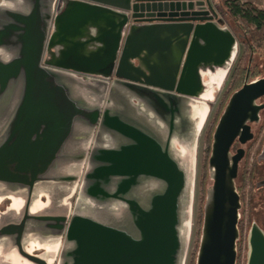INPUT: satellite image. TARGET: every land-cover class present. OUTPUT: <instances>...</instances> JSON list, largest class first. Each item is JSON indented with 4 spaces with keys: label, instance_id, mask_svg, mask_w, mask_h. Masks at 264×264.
Returning <instances> with one entry per match:
<instances>
[{
    "label": "water",
    "instance_id": "obj_1",
    "mask_svg": "<svg viewBox=\"0 0 264 264\" xmlns=\"http://www.w3.org/2000/svg\"><path fill=\"white\" fill-rule=\"evenodd\" d=\"M239 39L210 0H0V264H185L198 141ZM262 97L247 72L216 122L194 264H236L231 148ZM245 264H264L256 222Z\"/></svg>",
    "mask_w": 264,
    "mask_h": 264
},
{
    "label": "trees",
    "instance_id": "obj_2",
    "mask_svg": "<svg viewBox=\"0 0 264 264\" xmlns=\"http://www.w3.org/2000/svg\"><path fill=\"white\" fill-rule=\"evenodd\" d=\"M217 14L220 15L222 23H225L227 27L232 31L233 34L240 36L239 43L242 49V54L236 62L234 68L229 76L228 86L226 91L217 106L214 114L212 115L210 121L208 122L206 132H205V142L206 151L201 167V177L199 182V190L201 193L199 207H198V222H197V242L200 234L201 220H202V206L204 203V195L207 185V170H206V160L209 154L211 135L213 133L216 122L232 92L240 88L244 81L245 75L249 73V80L264 77V10L259 8L257 5L251 2H244L241 0H217L216 4ZM252 58L253 62L251 64L250 70H247V63L249 59ZM264 102V97L258 100V103ZM264 114V110L261 115ZM252 132L254 134V139L248 142L245 146H241L236 142L231 148L233 152L234 147H243L245 149V156L241 160L238 166V175L236 179V188L240 196V202L242 203V187L245 181H248L246 174V165L248 162V150L252 147L259 126L252 125ZM252 175L250 171L249 177ZM252 180V179H251ZM254 190V185L251 186V194ZM239 229V240L237 241V259L236 264H241V244L243 243L244 227L243 218H241L238 223ZM196 242V243H197ZM246 248H247V243ZM197 246V244H196ZM197 248V247H196ZM195 252L191 260V264H194ZM245 259V257H244ZM246 259L244 260L245 263Z\"/></svg>",
    "mask_w": 264,
    "mask_h": 264
},
{
    "label": "rangeland",
    "instance_id": "obj_3",
    "mask_svg": "<svg viewBox=\"0 0 264 264\" xmlns=\"http://www.w3.org/2000/svg\"><path fill=\"white\" fill-rule=\"evenodd\" d=\"M217 15L220 17L219 14H217ZM222 25H225V23H222ZM238 49H239L238 55H237V58L234 62L232 69L234 68L236 62L238 61L239 57L242 54V49H241L240 43H239ZM231 71L229 72L228 76L226 77V80L223 83L224 84V86H223L224 92L226 91V88L228 86L229 76L231 74ZM221 88H222V86L220 87V89L218 91H216L215 97L217 94L220 93ZM214 100L210 103L211 109H210V112L208 115L207 124L210 121L211 116L213 115V113L215 112L216 107H217L216 103H214V105H213ZM207 124H206L204 130L202 131L200 138H199V141H198L196 178H195L193 213H192V223H191L192 226H191L190 241H189V247H188V252H187L185 264H191L193 253L196 251V247H197L196 242H197L198 207H199V201H200V196H201V193L199 190V182H200V177H201V167L203 164L205 151H206L205 132H206ZM246 177H247L246 179L248 181H245L244 186L242 187L243 188L242 189L243 201L241 203V210H240V214L242 215V218H243V227L245 228L244 231L246 230V232H244L245 238H243L244 244L247 243V233H248V230H249V228L253 222H256L259 225V227L264 231V188L262 190H258V188H256V182L254 181L253 177H251V176L249 177L247 175H246ZM253 185H254V190L251 194L250 190H251V186H253ZM246 252H247V248H246ZM244 257L246 259V253L244 256V252L241 251V264H245L244 263V260H245Z\"/></svg>",
    "mask_w": 264,
    "mask_h": 264
},
{
    "label": "flooded vegetation",
    "instance_id": "obj_4",
    "mask_svg": "<svg viewBox=\"0 0 264 264\" xmlns=\"http://www.w3.org/2000/svg\"><path fill=\"white\" fill-rule=\"evenodd\" d=\"M225 93V92H224ZM224 95V94H223ZM223 97V96H222ZM221 97V99H222ZM220 99V101H221ZM220 101L218 102L217 106L219 105ZM217 108V107H216ZM214 114V113H213ZM212 117V116H211ZM208 125V124H207ZM255 125V124H253ZM264 125V114L261 115L260 118V122L255 125V126H259V129L257 131V134L259 133V131L261 130L262 126ZM207 128V127H206ZM252 130V129H251ZM253 133V132H252ZM257 136V135H256ZM254 139V134H253V138ZM251 140V141H252ZM264 141V140H263ZM250 142V141H249ZM236 144V142L234 143ZM233 144V145H234ZM232 145V147H233ZM263 145V142H262ZM262 145L261 148L256 156V158L254 159L253 163L251 164V168H248V163L246 165V170H247V176L250 175V171H252V175L251 177H253L254 181L256 182V188H258V190H262L264 188V184H261V182L264 181V157L261 156V152H262ZM245 146V145H244ZM239 148V147H234L233 153L235 152V150ZM251 148V147H250ZM249 152V150H248ZM245 156V155H244ZM244 158V157H243ZM242 158V159H243ZM241 162V161H240ZM237 179V178H236ZM10 204V201L5 199L3 201L0 202V212H3L7 206ZM240 218H241V214H240ZM39 253V251H34V254Z\"/></svg>",
    "mask_w": 264,
    "mask_h": 264
},
{
    "label": "built area",
    "instance_id": "obj_5",
    "mask_svg": "<svg viewBox=\"0 0 264 264\" xmlns=\"http://www.w3.org/2000/svg\"><path fill=\"white\" fill-rule=\"evenodd\" d=\"M218 20L222 24V19L219 16H218ZM223 86H224V84H222V88L220 90V93L216 95L215 100L213 102V105H214V103H216V105H217L218 102L220 101L221 97L223 96V94H224ZM263 140H264V125L262 126L261 130L257 134L255 141H254L252 147L250 148V150L248 152L249 154H248V162L247 163H248L249 168H251L250 166L258 154ZM244 232H246V230ZM241 251L244 252V256H245L246 244H244V243L241 244Z\"/></svg>",
    "mask_w": 264,
    "mask_h": 264
},
{
    "label": "crops",
    "instance_id": "obj_6",
    "mask_svg": "<svg viewBox=\"0 0 264 264\" xmlns=\"http://www.w3.org/2000/svg\"><path fill=\"white\" fill-rule=\"evenodd\" d=\"M241 1L251 2V3L255 4V5H257L259 8L264 10V0H241ZM210 2L212 4L213 8L216 10L217 0H210Z\"/></svg>",
    "mask_w": 264,
    "mask_h": 264
}]
</instances>
